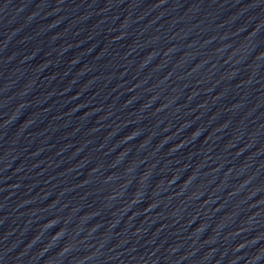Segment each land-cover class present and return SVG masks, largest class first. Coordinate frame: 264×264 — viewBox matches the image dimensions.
Here are the masks:
<instances>
[{
  "label": "water",
  "instance_id": "1",
  "mask_svg": "<svg viewBox=\"0 0 264 264\" xmlns=\"http://www.w3.org/2000/svg\"><path fill=\"white\" fill-rule=\"evenodd\" d=\"M0 264H264V0H0Z\"/></svg>",
  "mask_w": 264,
  "mask_h": 264
}]
</instances>
